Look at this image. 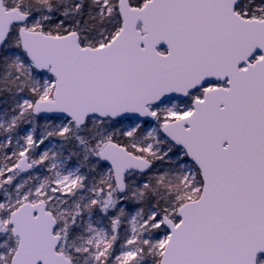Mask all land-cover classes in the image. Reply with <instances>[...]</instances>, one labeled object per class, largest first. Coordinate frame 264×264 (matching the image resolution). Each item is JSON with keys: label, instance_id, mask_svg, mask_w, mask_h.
I'll use <instances>...</instances> for the list:
<instances>
[{"label": "snow or ice", "instance_id": "obj_1", "mask_svg": "<svg viewBox=\"0 0 264 264\" xmlns=\"http://www.w3.org/2000/svg\"><path fill=\"white\" fill-rule=\"evenodd\" d=\"M0 264H264V0H0Z\"/></svg>", "mask_w": 264, "mask_h": 264}]
</instances>
